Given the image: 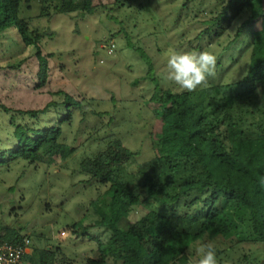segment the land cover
Here are the masks:
<instances>
[{
    "label": "rangeland",
    "instance_id": "rangeland-1",
    "mask_svg": "<svg viewBox=\"0 0 264 264\" xmlns=\"http://www.w3.org/2000/svg\"><path fill=\"white\" fill-rule=\"evenodd\" d=\"M62 1L19 3L17 17L46 59L42 86L34 45H24L15 27L0 32V233L7 230L28 239L27 264H37L34 251L41 250L54 253L52 264H86L99 258L96 239L108 234L92 226L98 214L90 203L108 184L83 172L80 163L119 141L133 152L125 173L137 176L140 168L145 170L156 154L153 140L167 129L156 116L162 104L152 95L157 89L182 91L161 79L172 49L213 52L217 63L209 85L218 88L235 84L248 64L244 44L249 38L228 47L249 18L245 9L233 11L230 0H91L93 11L88 14L60 12L56 8ZM247 28L248 34L258 30L260 19ZM108 41L113 43L110 50ZM239 91L219 90L226 101L249 94L262 104L261 88ZM65 94L77 104L69 106L68 118L59 123L66 113ZM47 104L42 114L18 112ZM53 125L60 126L61 135L50 156L41 162L12 159L16 127L41 130ZM160 143L183 149L185 136L172 131ZM59 149L70 154L62 157ZM151 207L126 206L118 227L126 230ZM75 223L91 228L73 232ZM196 246L176 264H191ZM243 252V264H264L262 247L244 245ZM225 256L220 264L230 261ZM105 264L121 263L107 259Z\"/></svg>",
    "mask_w": 264,
    "mask_h": 264
},
{
    "label": "trees",
    "instance_id": "trees-1",
    "mask_svg": "<svg viewBox=\"0 0 264 264\" xmlns=\"http://www.w3.org/2000/svg\"><path fill=\"white\" fill-rule=\"evenodd\" d=\"M262 1L230 0L229 3L233 11L245 9L249 17L228 46L237 42L242 45L245 38L250 39L244 44L248 64L240 80L222 88L209 85L193 92L155 90L152 98L162 104L156 116L167 129L153 140L156 154L145 170L140 168L137 176L125 173V165L133 152L119 141L80 163L83 172L108 184L102 195L90 203L98 214L92 226L104 230L108 236L96 239L99 258L88 259L86 264H105L107 259L121 264H176L199 241L212 242L217 248L218 260L221 262L226 255L224 259L230 260L227 264H243L241 260L247 259L244 245L253 243L264 249ZM19 3L20 0H0V32L15 27L24 45H34L40 87L45 80L46 59L39 55L37 44L26 35L25 23L17 17ZM56 9L62 13L93 11L91 0H63ZM255 19H260V28L248 34L247 27ZM233 87L239 88L240 93L261 88L262 104L250 99L249 94L226 101L219 90L225 92ZM71 104L77 103L65 94L66 113L58 119L59 123L68 118L67 109ZM50 105L18 112L42 114ZM172 131L184 134L183 149L167 148L160 143L161 139H169ZM60 135L59 125L41 130L16 127L17 145L11 157L41 162L52 154V146ZM59 150L62 157L70 154ZM126 206L152 207L123 231L118 222ZM90 228L75 223L72 231L84 232ZM20 240L7 230L0 233V241L14 244ZM34 252L39 257L37 264L53 263V252Z\"/></svg>",
    "mask_w": 264,
    "mask_h": 264
},
{
    "label": "clouds",
    "instance_id": "clouds-1",
    "mask_svg": "<svg viewBox=\"0 0 264 264\" xmlns=\"http://www.w3.org/2000/svg\"><path fill=\"white\" fill-rule=\"evenodd\" d=\"M216 63V55L208 50L172 49L161 79L177 85L181 90L193 92L209 86V77L215 76ZM261 182L264 183V180ZM191 264H220L215 245L212 242H197L195 259L191 260Z\"/></svg>",
    "mask_w": 264,
    "mask_h": 264
},
{
    "label": "built area",
    "instance_id": "built-area-1",
    "mask_svg": "<svg viewBox=\"0 0 264 264\" xmlns=\"http://www.w3.org/2000/svg\"><path fill=\"white\" fill-rule=\"evenodd\" d=\"M108 42L110 43H108V49L110 50L113 47V43L112 41ZM28 243L29 241L25 237L19 243L14 244L0 241V264H27L26 256L29 254Z\"/></svg>",
    "mask_w": 264,
    "mask_h": 264
}]
</instances>
